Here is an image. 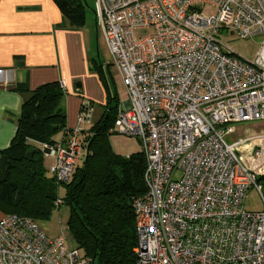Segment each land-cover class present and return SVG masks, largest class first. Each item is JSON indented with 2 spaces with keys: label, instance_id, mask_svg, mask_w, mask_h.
Returning a JSON list of instances; mask_svg holds the SVG:
<instances>
[{
  "label": "built area",
  "instance_id": "built-area-1",
  "mask_svg": "<svg viewBox=\"0 0 264 264\" xmlns=\"http://www.w3.org/2000/svg\"><path fill=\"white\" fill-rule=\"evenodd\" d=\"M94 15L127 99L109 131L135 136L145 156V192L133 199L135 264H264V128L238 132L264 121V39L252 60L220 39L224 29L264 35V0H95ZM92 115L83 101L75 126L41 144L57 183L72 178ZM251 189L259 210L244 207ZM0 264L92 260L63 229L50 237L9 213L0 217Z\"/></svg>",
  "mask_w": 264,
  "mask_h": 264
},
{
  "label": "trees",
  "instance_id": "trees-1",
  "mask_svg": "<svg viewBox=\"0 0 264 264\" xmlns=\"http://www.w3.org/2000/svg\"><path fill=\"white\" fill-rule=\"evenodd\" d=\"M54 2L71 26L84 25L85 0ZM95 62L92 67L104 79L107 100L103 114L81 142L85 148L81 164H75L67 183H57L52 173L51 177L46 176L41 144L55 143L58 140L54 136L70 128L61 105L65 88L59 81L43 83L22 102L15 134L10 144L0 149V211L39 222L48 220L54 210L65 205L68 207L65 226L72 247L81 248L92 264H135L133 199L145 192V156L142 151L124 157L112 151L108 136L119 99L109 87L106 73ZM61 186L65 189L63 196L59 195ZM57 199L61 200L59 205L55 204Z\"/></svg>",
  "mask_w": 264,
  "mask_h": 264
},
{
  "label": "crops",
  "instance_id": "crops-1",
  "mask_svg": "<svg viewBox=\"0 0 264 264\" xmlns=\"http://www.w3.org/2000/svg\"><path fill=\"white\" fill-rule=\"evenodd\" d=\"M98 47L95 18L93 25L85 20L83 26L74 27L54 0H0V149L15 134L22 102L46 82L64 83L61 105L69 128L76 124L82 101L92 102V121L83 124L90 129L107 100L104 79L92 67L93 60L106 75L110 72L98 56ZM124 106L127 99L119 101L118 109ZM59 134L55 140L61 139Z\"/></svg>",
  "mask_w": 264,
  "mask_h": 264
},
{
  "label": "rangeland",
  "instance_id": "rangeland-1",
  "mask_svg": "<svg viewBox=\"0 0 264 264\" xmlns=\"http://www.w3.org/2000/svg\"><path fill=\"white\" fill-rule=\"evenodd\" d=\"M86 1V20L87 23L93 25V21L95 18L94 10H95V0H85ZM203 11L206 14L215 13V9L211 6H205ZM93 27V26H92ZM149 30H136L134 32V36L136 38L142 37L146 35ZM220 39L224 42L236 55L239 57L252 60L256 52L259 48L261 41L264 39V35L262 34H254L252 36H248L246 38H240L237 35H230L229 31L221 30ZM97 55V53H96ZM98 56L100 60L105 63V66L108 64L109 73L106 75L109 84L111 85V89L113 88L116 92V95L119 101L126 100L125 87L122 83L120 75L117 70L111 63V57L109 55L108 49L102 40V37L99 33V47H98ZM104 66V67H105ZM94 123V122H93ZM238 132L241 134L243 128L248 127L250 130H258L260 128H264V121H250L238 124ZM86 130L85 132H81L80 140L83 142L86 132L88 131V127L83 126ZM86 127V128H85ZM240 134V135H241ZM59 133L56 134L58 137ZM233 137H226V141H232ZM108 141L111 146L112 151L119 156H127L131 153L141 151V143L135 136H130L127 134H123L117 131L110 132L108 136ZM85 154V148L81 146L80 153L77 155V164H81L83 157ZM45 170L46 176L51 177V169L53 166V159L45 156ZM65 189L63 186L59 187V195L63 196ZM244 207L248 210H259L262 208V202L259 195L254 190H249L246 197L244 198ZM68 217V207L65 205H61L58 210H54L52 215L48 220L39 221L40 227L49 235L50 237H54L61 233V229H63L64 233L67 236V241L70 246H74L73 241L66 230V220ZM79 252L83 254L81 248H79Z\"/></svg>",
  "mask_w": 264,
  "mask_h": 264
}]
</instances>
